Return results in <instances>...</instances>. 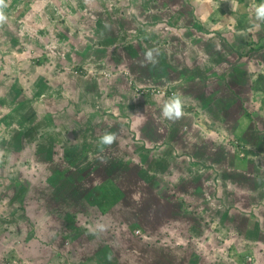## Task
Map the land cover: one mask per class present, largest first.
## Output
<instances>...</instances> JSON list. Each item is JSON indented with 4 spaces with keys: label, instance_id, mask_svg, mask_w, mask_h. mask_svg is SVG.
<instances>
[{
    "label": "rangeland",
    "instance_id": "obj_1",
    "mask_svg": "<svg viewBox=\"0 0 264 264\" xmlns=\"http://www.w3.org/2000/svg\"><path fill=\"white\" fill-rule=\"evenodd\" d=\"M126 1L7 0L8 21L0 26V264H264V172L257 167L264 148L256 142L245 149L248 139L229 132L226 157L257 168L217 174L207 167L213 150L202 148L201 136L175 144L169 128L164 140L156 128L145 146L130 126L135 107L150 112L159 94L162 112L166 98L179 93L169 83L139 82L137 59L134 68L118 56L111 32L121 27L113 14L128 11L129 22L146 27L159 7L131 11L140 0ZM261 3L217 2L239 17V57L264 42V22L253 11ZM143 26L123 29L136 35ZM125 45L141 52L133 41ZM256 57L248 59L256 68L247 77H257V105L224 104L212 110L216 120L242 113L264 128V48ZM119 77L124 89L113 92ZM195 108L183 101V110ZM105 132L117 136L111 146L99 142ZM101 184L107 197L91 204L87 193Z\"/></svg>",
    "mask_w": 264,
    "mask_h": 264
},
{
    "label": "crops",
    "instance_id": "obj_2",
    "mask_svg": "<svg viewBox=\"0 0 264 264\" xmlns=\"http://www.w3.org/2000/svg\"><path fill=\"white\" fill-rule=\"evenodd\" d=\"M129 1L123 4L128 6ZM220 1L223 0H140L133 6H128L131 11H135L137 4L142 5L145 3L147 11L149 5L158 7L159 4L157 9H153L155 13L151 19V24H146V27L138 20L134 23L129 22L131 14L128 11L124 12L127 13L125 16L122 15V10H120L119 16L113 14L116 19L111 22L116 27L121 28H118L119 34L118 32H111L112 44H120V50H117L118 56H121V59L125 58L131 61L134 68V59H137L138 67L135 68V79L140 80L139 82H145L143 83L145 85H150L148 87L154 86L151 83H169L171 88L180 94L186 105L193 104L196 106L193 111L194 114L192 111L183 110V115L184 113L186 115L182 116L181 119L169 120L158 110L159 107L155 106L156 103H161L158 94L152 100L154 108L150 112H145L139 107L134 108V111L129 114V124L135 130L137 138H140L145 146L150 144L148 134L151 136V129L156 128L161 131L160 135L163 136V140L169 128L172 132L170 138L175 140V144L179 143L178 139L182 137L194 139L193 136H201L202 148L209 146V149L213 150L211 154H208L207 160L210 166L207 167L211 171H217V174H220V172L221 174L224 172L233 173V169L250 171L257 167L261 173L264 172L263 163L254 168L253 163L251 165V163L245 164V160L241 161L243 158H239L238 161L240 162L237 163L233 162L231 157H226L224 143L225 136L230 132L238 138L248 139L249 144L244 143L246 145L245 149L252 148L251 145L256 147V142L264 148V128L262 127V130H259L255 116L251 118L238 113V117L233 116V119L227 121L216 120L213 117L216 114L212 116V110L217 111L216 108H218V111H221L225 108V105L236 103V100L239 101L240 107H242V103H245L247 107H255L258 102L257 77H247L250 76L251 70L256 68V63L252 66V62L248 59L255 58L257 50H246L244 56L239 57L242 34L239 24H235L239 17L236 14L233 15L234 17H229L228 13H234L229 10H220L217 7L219 6L217 2ZM231 2L232 0H228V5ZM132 25L143 27L138 29L139 33L136 35L131 32L125 33L126 30L123 28ZM250 25L251 23H249ZM124 34L130 36L127 37ZM132 41L139 44V49H141V52L135 50V55L129 52L125 45V43H131ZM112 44L111 47H113ZM235 46H238V48L236 49ZM150 48L156 49L158 52L155 65L144 59V53ZM117 54H112L111 57L114 58ZM117 58L120 57H115V59ZM203 59L209 65L206 69L205 66H202L204 65L202 64ZM243 59L248 62L242 63ZM119 64H122V61ZM142 64L145 66H142ZM112 65L114 66L115 63H112ZM143 70L145 73L141 74ZM119 80L111 81L110 89L113 92L124 89L121 77H119ZM261 81L264 82V80ZM191 91L194 93H191ZM169 98L167 97L165 102ZM196 112L198 117L195 115ZM152 117L155 119V124ZM206 121L208 125L210 124L209 129L201 127V123ZM147 122L152 124L153 127L146 128L145 123ZM184 124H191V130L181 133L179 131H181ZM197 125L201 128L198 129ZM241 128L243 132H241ZM247 155H252L249 149ZM238 176L249 179L248 174L242 173Z\"/></svg>",
    "mask_w": 264,
    "mask_h": 264
},
{
    "label": "clouds",
    "instance_id": "obj_3",
    "mask_svg": "<svg viewBox=\"0 0 264 264\" xmlns=\"http://www.w3.org/2000/svg\"><path fill=\"white\" fill-rule=\"evenodd\" d=\"M233 6H235V0H232ZM8 7L7 0H0V26L4 25L8 21V16L5 12V9ZM254 17L255 21L264 22V3H261L257 6H254ZM158 52L156 49H148L144 53V59L147 62L155 65L157 63L156 56ZM142 66H145L142 64ZM162 115L169 120H179L183 116V100L180 94H173L163 105L162 107ZM117 139L115 133L105 132L103 136L100 137L101 145L111 146ZM103 229V225L99 226Z\"/></svg>",
    "mask_w": 264,
    "mask_h": 264
},
{
    "label": "trees",
    "instance_id": "obj_4",
    "mask_svg": "<svg viewBox=\"0 0 264 264\" xmlns=\"http://www.w3.org/2000/svg\"><path fill=\"white\" fill-rule=\"evenodd\" d=\"M254 46L250 47V50H257V49H261L264 48V42L260 41V42H253ZM109 191L107 190V188L105 186L101 185H96L93 188H91L89 190V192L87 193V197L86 199L91 203V204H95L100 206V202L103 198L107 197V193Z\"/></svg>",
    "mask_w": 264,
    "mask_h": 264
}]
</instances>
